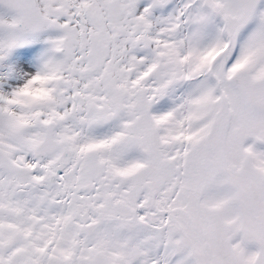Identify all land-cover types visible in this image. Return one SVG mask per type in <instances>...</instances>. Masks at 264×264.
Instances as JSON below:
<instances>
[{
	"label": "bare ground",
	"instance_id": "1",
	"mask_svg": "<svg viewBox=\"0 0 264 264\" xmlns=\"http://www.w3.org/2000/svg\"><path fill=\"white\" fill-rule=\"evenodd\" d=\"M77 1L75 3L78 4ZM39 2L48 11L68 12L67 9H62V0H39ZM15 3L16 0H0V82L1 80L6 81L7 89L4 95L6 96L5 106L8 108L7 110L1 108L0 99V203L10 211L18 210L19 217L15 224H13L12 218L10 221L5 216L0 219V264H54L52 260L51 263L44 262L45 258L53 257L59 262L61 255L78 256V264H86L91 259H94L96 264H122L124 261H128L130 264H210L207 236L197 228L198 226L203 227L206 222L203 208L199 205H197L201 213L199 221L189 214L186 200L180 201L181 208L172 213L168 212L176 229L179 228L180 231L177 237L166 245L160 244L161 237L146 220L130 228L122 218L98 222L90 214L83 216V211H78L79 201L83 202L87 196L98 195L94 190H81L80 188L92 187L93 182L98 180L96 176L92 175L100 172L106 165L103 159L98 158L97 161L78 170V162H74V159L78 160V103L81 105L84 116L97 112L99 107L105 109L107 113H113L114 116L118 109H128L134 113L130 116L131 119L136 121L143 110L140 103L143 93L139 92L136 99L134 95L136 86L133 84L132 76L129 77L128 73L121 74L118 71V74L116 72V75L111 77L114 94L109 97L96 78L93 80L88 73L84 74L83 70L89 68L84 62L78 61V40L73 43L69 42L58 50L57 55L60 59L57 66L54 65L51 68V71L58 73L57 78L52 79L51 76H47L44 81L43 76L35 73L30 67L27 68L26 73H23L26 64L18 62L15 50L18 47L31 46L30 43L34 39L28 34L35 28V25L23 20L18 22V19H15L13 15ZM72 3L73 0H69L68 6ZM104 3H106L105 10L109 4L111 9L114 7L113 10L116 12L115 5L118 4L115 0H104ZM107 15L105 14L106 18ZM160 17L157 19L160 24L154 30L156 29L161 34L162 32L171 35L178 33L180 20L175 23L172 13L160 14ZM123 22L126 23L124 20ZM124 23L120 21L116 13H110L106 23L110 29L106 31L107 34L103 40L106 42L104 48L109 54V58L111 54L116 59L120 60L121 58L118 63L109 64L127 70V61L133 60L127 54H121L116 50L119 48V44L123 43L119 34L129 29ZM184 26L188 27V34L183 44V51L188 52L192 67L188 72V68L183 67L186 71L178 75L176 67L170 60L173 48L171 49L166 43L168 39H174V37H160L159 42L157 41L160 47L157 51L160 57L156 59L158 61L156 65L159 64L157 81L151 79L150 86L145 88L144 93L149 95L148 92H151L152 97L155 96L152 113L157 120L164 122L161 128L172 130V133L174 131L177 138L174 140L176 149L182 145L181 138L185 136L191 143L193 140L199 144L205 154L214 157L220 163V154L222 155L223 152V155L226 156V149L230 150V144H224L225 134L228 138L234 133V130L231 123L227 128L226 123L230 119V113L225 104V95L219 89L225 101L224 134L221 135L222 113L220 109L218 110V94L203 75L208 71V68L210 70L213 59L225 46V40H229V38L225 25L226 39L222 38L220 35V28L223 27L222 22L208 13H185V22H181L180 30ZM129 34V32H125L124 38ZM244 38L245 33L238 44V57L242 52L240 50ZM88 39L91 40V37ZM23 52L27 53V50L23 48ZM209 58H212L210 62ZM62 61H64V65ZM134 63L141 72L148 71L152 67L151 62L146 68L143 67L146 64L144 61H135ZM97 66L101 67L102 65L97 64ZM207 73L209 75V72ZM188 74L194 75V78L187 77ZM211 76L214 77L212 73ZM252 76L253 85L250 84L248 88L250 95L245 93L242 86L237 90L243 99L246 98L244 102L242 101L244 110L250 116L264 120V113L260 105L257 104L259 100H264V80L259 72ZM209 79L212 82L210 76ZM18 83L20 87L28 88L30 86L37 89L36 92L29 90L31 96H35L29 107L31 125H26V117L22 118L24 109L19 103L22 98L20 96L17 98L20 87L18 86L17 92L12 89L13 85ZM51 85H57V87L52 90ZM118 86L120 89H124L123 97L117 94V91H120ZM25 88L24 90H27ZM243 91L245 95H243ZM25 92L29 94L28 91ZM128 92H133L131 99L135 101L124 98ZM139 98L141 100L138 101ZM39 113L45 115L46 121L51 120L54 123L53 135L52 130L44 127L37 128L34 125ZM226 128L228 136L227 132L225 133ZM40 131L45 134V149H42L40 145L42 141ZM83 134L87 137L89 131ZM23 137L31 141L30 143L25 140L22 143L28 144L32 148L34 160L45 165L48 161H57L58 159L59 170L56 171L58 177H50L48 181L58 180L67 186H77L78 190H63L59 187H52L53 185L39 187L41 185L38 180L23 174L20 166L13 162V158L16 156L15 147L21 146L20 142L23 141ZM12 138L13 141H11ZM237 146L243 149L246 157L253 162L252 172L262 182L264 190V169L261 166V163L264 162V144L260 145L253 140L248 141L242 138ZM62 159H66V161L62 163ZM146 161L147 159L143 160V167L147 165ZM180 164L181 157L176 156L173 172H162L160 177L154 172L141 170L134 171L129 176L145 185L146 189L142 188L141 190L145 192L148 202L152 201L153 204L159 194L158 191L163 190V187L178 192V185H186V177L181 175L185 172L181 170ZM85 168L89 173L85 171ZM226 175H230L231 178ZM108 176V179H113L109 181L112 184H117L118 179L126 177ZM187 177L193 183L190 187L193 190L191 196L194 198L195 204L201 201L206 212H209V208H213L224 222L223 227L228 231L234 245L236 264H264V228L261 224L264 225V218L261 222L254 220L255 209L260 203L253 200L249 188H244L236 180L239 176L234 172L222 170L218 175H215V178H210L208 175H206L208 178H202L200 175L192 173ZM5 179H9L8 188L1 186ZM14 183L16 185H13ZM126 185L130 184L126 182ZM34 187L38 188L33 190L32 196L23 193L19 198L12 197L17 201H11L9 198L10 189L18 195L21 191ZM4 194L5 196L2 197ZM238 201L242 205L239 206ZM61 207L63 209H60ZM177 240H184L189 250L183 251L179 245L177 246ZM179 247L180 250L176 252Z\"/></svg>",
	"mask_w": 264,
	"mask_h": 264
},
{
	"label": "flooded vegetation",
	"instance_id": "2",
	"mask_svg": "<svg viewBox=\"0 0 264 264\" xmlns=\"http://www.w3.org/2000/svg\"><path fill=\"white\" fill-rule=\"evenodd\" d=\"M104 1V0H103ZM124 1V0H121ZM156 1L157 4L152 6L151 2ZM208 1H211L210 4ZM82 2V9L81 11H91L90 9H93L92 7H86L84 5V0H81ZM123 4V3H119ZM205 4V5H204ZM215 4V5H214ZM95 5V4H94ZM133 5V8H130L129 6ZM205 6L208 9H205ZM107 11L110 10L111 13H116L121 10H126L127 12H134L133 16L137 19V22H130L123 18V20L126 23L133 24L135 29L128 31H123L121 34H119V37L122 39L123 43L119 44V49H124L125 46L128 44H132L133 41L136 38H148L150 41V49L149 54L140 56L137 53H134V57L130 53H125L128 56L131 57V59L135 61H145L149 60V62H152L155 58V52L152 50L153 47V34L157 32V30L154 28L159 26V21L157 19L161 18L160 15H152V14H168L172 13L175 18V23L180 20L182 23L185 22V13H208L209 15H212L216 17L218 20L222 22V31L223 36L224 34V25L225 20L224 16L220 12L219 6L216 5V3L213 0H126V5H115V10L111 9L109 4L106 6ZM209 9L213 12V14L209 13ZM124 12V11H123ZM147 12L149 14H147ZM110 13H108L106 20L104 21L107 23L109 19ZM183 19V21H182ZM139 20V21H138ZM146 24H142V23ZM175 25V24H174ZM128 26V25H126ZM141 26V27H140ZM129 27V26H128ZM137 27V28H136ZM145 27V28H144ZM148 27V28H146ZM130 28V27H129ZM187 26H184L182 30H180L178 33L181 34V40L183 41L182 44L181 41L177 43V46L182 47V49H178L179 51L183 52L180 54L182 57L186 56L185 60L182 61L180 58H176V54L172 51V55L170 57V60L172 64L176 67L177 74L180 75L185 69L183 67H186L187 62L190 60L189 55L184 54L183 51V44L185 42V39L188 34ZM143 29L149 30V31H142ZM134 30H138L137 32H131ZM175 30V26H174ZM129 32L130 34L124 38V33ZM176 32V30H175ZM132 33V34H131ZM153 33V34H152ZM130 36V37H129ZM132 36V37H131ZM85 39V41H84ZM152 39V40H151ZM102 39L95 38L92 40H87L82 32H80L78 37V44L81 43L85 48L86 55L91 54L92 48L97 47V45L102 44ZM172 41H175L173 39H168L166 41L167 45L170 44ZM101 42V43H100ZM105 45V44H103ZM106 46V45H105ZM174 45L172 46L174 50ZM148 58V59H147ZM117 59L114 55H110L109 59H103V58H91L87 59V57H83L82 51L79 53L78 50V61L84 62L89 69H84V74L88 73L90 77L94 80L96 78L97 82L103 87L104 92H107V94L110 96H113L114 88L112 84L111 77H114V75L118 74L120 71L121 74L128 73L129 77L132 76L133 78V84L136 86L134 90V95L136 99L139 96V92L143 93L141 99L148 98V101L143 100L148 103V109L146 106L142 104V111L141 116L136 118V121H133L131 119V115L134 113L131 110L128 109H118L115 111V116L113 113H107V111L101 107H99V110L94 113H90V115L84 116L81 111V105L78 103V170L82 167L88 165L89 163H92L93 161H97L98 158L103 159L106 163V165L103 167V169L98 172L94 173L92 176H96L98 179L97 181L93 182L92 189L97 192L98 195L94 196H87L83 202L79 201L78 204H82V207H85L83 210L80 206H78V211H83L82 215L90 214L95 220L98 222H104L109 221L111 219L115 218H122L123 222L127 223L128 227L131 228L135 227L136 224L142 223V221L146 220L147 223L151 224L152 227L155 229V231L159 234L160 238V244L166 245L172 240L173 238L177 237L180 229L175 227L174 223L173 226L175 227L177 233L174 235H171L169 238L165 236V234L158 230V226L163 225L165 226L166 221L164 219L168 217L171 219L168 215L169 213L174 212L175 210H178L180 207V201L185 200V198L179 194V192H174L171 188H165L163 187V190L158 191V196L156 197L155 201H149L147 200V197L145 195V192L143 189H146L145 185L141 182L133 180L129 175L132 174L134 171H141L145 170L144 172H154L156 174H159L161 177L162 172H173L175 170V158L176 156L181 157L180 155L183 153V149L187 151H191L190 148H188V145H179V147L176 149L174 140H176L175 133L172 130H165L164 128H161L164 122L157 120L154 117V114L152 113V108L155 104V97H152L151 92H148L151 96L145 97V87H143V80L140 76V70L139 67L133 62V61H127L128 68L127 70H122L117 66H114L113 68L110 66L109 63H115ZM156 60V59H155ZM212 60V58L209 59V62ZM121 61L118 60V62ZM116 62V63H118ZM158 62V61H157ZM156 63H151L152 67L148 71H143L144 73V80L149 81L151 79H154L155 82L157 81V72H158V65ZM97 64L102 65L101 67L97 66ZM107 65V66H106ZM109 66V67H108ZM114 72H113V71ZM137 70V71H136ZM132 71V72H131ZM117 72V73H116ZM131 72V73H130ZM116 73V74H115ZM120 74V75H121ZM88 76V77H89ZM159 85V84H157ZM149 87V86H148ZM159 88V87H158ZM157 88V89H158ZM118 89L120 91H117L118 95H121L123 97L124 89H120L118 86ZM79 91V90H78ZM28 94V93H27ZM133 92H128L126 96H124L125 99L130 100L132 97ZM40 98L38 97V100ZM34 101V99H33ZM31 100V102L33 103ZM131 101H135L131 99ZM27 102L26 99L19 100V103L22 104L24 111L22 112V118L26 117V125H31V117L29 112L30 103ZM150 105V106H149ZM148 110V111H147ZM146 111L148 114L152 117L153 123H154V129L155 131H152L150 133L149 129L147 128V122H146ZM165 112V111H164ZM81 114V115H79ZM112 114V115H111ZM41 117V118H39ZM28 118V119H27ZM125 120V121H124ZM46 121L45 115L43 113L38 114L37 121L34 123V125L37 128H42V124ZM149 126V125H148ZM152 126V127H153ZM133 129V130H132ZM148 129V130H147ZM89 131V139L86 140V136L83 134L84 132ZM41 132V131H40ZM42 134L41 132V140H42ZM45 137V136H44ZM44 139L40 142L41 148L45 149L44 145ZM83 139V140H81ZM25 140L31 141L28 138L23 137V141H21L20 147L16 148V156L13 158V162L17 164V166H20L23 174L29 177H35V176H42L45 175V172H40V167L49 168L51 170L57 171L59 170V162L57 161H48L45 165H42L39 161L33 159L32 154V148L27 144L24 145ZM83 141V142H82ZM82 142V143H81ZM220 143V141H219ZM225 144V143H224ZM187 146V147H186ZM54 148V147H53ZM89 153L92 154V157H89ZM226 156L220 154L221 161L219 163V168L221 166V170L217 172V175L220 171L224 170V172L227 170L229 172L236 173L239 177L236 178L238 182H240L244 188H249V192L251 191L252 198L255 202L260 203V205L255 209V217L254 220L257 222H261L262 218H264V190L262 189V183L261 181H256L258 183V187H255L253 184L247 181L246 174L236 170L235 168L227 165L226 161L224 160ZM213 158L214 157H210ZM147 159V165L145 167L142 166L143 160ZM216 160V159H215ZM186 164V165H185ZM187 162L186 158L181 157V170L185 173H182L181 175L186 177L185 186H192V182L189 180L187 176L190 175V172L187 171ZM218 168V169H219ZM108 175H117V176H126L124 177L125 180L122 182H118L120 185H122V188H128L135 187L136 185V191L134 192V201L132 203H128L126 201L120 202V196L116 197V195L112 194L110 192V189L107 186H112L113 184L110 183V180L108 179ZM91 176V175H90ZM228 178H231L230 175H226ZM256 177L255 175H253ZM210 178H215L209 176ZM50 178V177H48ZM126 182L130 185H126ZM164 184V183H163ZM96 187H95V186ZM52 187H55L53 185ZM106 188L105 190H103ZM191 188V187H190ZM141 192H140V191ZM170 191L173 193L171 194V198L169 197V194L167 191ZM193 192V190H192ZM170 200H173L171 203ZM11 201H17L14 198H10ZM118 205L120 203L125 204V211L123 209H119L116 207H112L111 205ZM146 203V205L150 206V210L155 211L157 214H150L153 218H149L146 215V212H143L141 207H143V204ZM238 205H242L240 201H238ZM105 215H102L99 210L105 209ZM188 210V206H187ZM127 213V214H126ZM132 216L134 219L137 218L139 221L136 222H128L126 221L125 216ZM5 218H7L10 221L11 216L4 215ZM193 217V216H192ZM195 220L199 221V218L193 217ZM136 220V219H135ZM172 220V219H171ZM13 221V218H12ZM173 221V220H172ZM263 228L264 225L261 223ZM264 232V231H263ZM148 255V252L146 253ZM61 260L58 262L55 258L49 257L45 258L46 260L44 262H50L53 261L54 264H78V256L72 255V256H65L61 255ZM150 257V256H148ZM151 258V257H150ZM86 264H96L94 259H91L90 262L87 261ZM122 264H130L128 261H124Z\"/></svg>",
	"mask_w": 264,
	"mask_h": 264
},
{
	"label": "rangeland",
	"instance_id": "3",
	"mask_svg": "<svg viewBox=\"0 0 264 264\" xmlns=\"http://www.w3.org/2000/svg\"><path fill=\"white\" fill-rule=\"evenodd\" d=\"M213 1L216 3V5L219 6L220 12L225 18V23H226L225 28H226V32H227L229 40L224 37V39H226L224 43L225 46L215 56V58L212 61L213 64L211 65V68H210L211 73L214 76V79L216 81V86H214V84L210 81L209 75L207 73L208 71H206L203 76L206 79V81L209 84H211L212 88L218 94V98H219L218 110L220 109V112L222 113L221 114V121H222V134L221 135L224 134V129H223L224 102L222 100V97L218 89H220L222 93H224L225 100H226L225 104L227 106L228 112L230 113V115L228 114L230 119L226 123V125L228 128V126L231 123V127L234 130V133L228 136V129L226 128L225 133L227 132L228 138H226V134H225V145L230 144V148H229L230 150L227 151L226 149V152H225L226 157L224 158V160L226 161L227 165L235 168L236 170H239L245 173L247 177V181L253 184L255 187H258L257 181H259V179H257L256 181V177L253 176L254 172H252L254 164L253 162L249 160V158L246 157L245 151L241 149L240 147H238L237 145L240 143V140L242 138H245L248 141L253 140L256 143L263 145L264 144V140H263L264 139V120H258L257 118L250 116L244 110L242 101L244 102L246 98L245 99L242 98L241 93H238L239 91L237 90V88L242 86V88H244L245 93L247 95H250L248 88L250 87V84L253 85L252 75L253 74L255 75L257 72H259L261 77L264 80V0H213ZM208 2L210 4L211 1H208ZM67 5H69V0L67 1ZM205 9L208 12V9L206 6H205ZM209 11H210L209 13L213 14V12L210 9ZM131 17H133V19L135 18L133 15ZM142 24L144 25L146 23L144 22ZM178 24L180 25L178 29V32H179L181 29V22L179 21ZM127 25H129V27L134 26L133 24H129V23H127ZM129 30H132V29L129 28ZM244 33H245V38H244L243 46L240 50V52L241 51L242 52L240 56L238 57V52H237L238 44ZM158 35H159V38H156V36L158 37ZM158 35L153 34V44L155 41V47L153 50L155 52V58L151 63H156L157 61L155 59L160 57L157 53V51L160 48L158 46V42L160 40V37H163V36L169 37V38L174 37L173 40L175 41H172L171 42L172 44L170 43L169 47L172 49L171 46L174 45L175 47H174V50L172 49V51L174 52V54H176L175 57L180 58L182 61L185 60L186 56L182 57L180 54H182L183 52L178 50V49H182L181 45L177 46V43H179L180 41H181L180 44L183 43V41L181 40L180 33L172 34V35L166 34V33L164 34L158 33ZM220 35L223 36L222 27L220 28ZM105 43H106L105 41H102V45ZM57 54H58V51H57ZM184 54L188 55V52ZM144 62L146 64H144L143 67L144 68L148 67L149 60H145ZM191 63L192 61L189 60L186 64V67L188 68L187 72L189 71V68L192 67V65H190ZM65 64L67 63L65 62ZM63 65H64V62H63ZM110 66L112 68L114 67L112 64ZM143 73L144 72L140 71V74L138 76L142 78L144 82L143 87L146 88L150 86V82L144 80L143 77L145 73L144 74ZM193 76L191 74L187 75V77L194 78ZM244 91H243V95H245ZM146 96H151V95L145 94V97ZM139 100L141 99L139 98L138 101ZM143 100L148 101V98L146 97V99H142V101L140 102L141 106L144 103L143 106L145 105L146 108L148 109V105H146V103L148 102L145 103V101ZM257 104L260 105L264 113V100L263 99L259 100ZM147 111H146V114H147L146 122L149 125V126L147 125V128L149 129L151 133L152 131H155L154 129L155 127L153 126L154 125L153 119L148 114ZM218 115H219V112H218ZM181 139L183 141L182 145L184 144L188 145L189 146L188 148L191 149V151H187L183 149L182 150L183 153L180 155L181 157L186 158V162L188 164L186 166L187 171H189L190 173L194 175H200L202 178L204 177L208 178L206 177V175L211 176V177H214L215 175H217V172L221 170V166L219 168L218 160L209 158V156L202 151L199 144L195 143L193 140L191 143V141L185 136H183ZM88 156L92 157V154L89 153ZM220 161H221V158H220ZM74 162L76 163L78 162V160L74 159ZM261 166L264 169V162L261 163ZM87 170L88 169L85 168V171ZM39 171L43 172L42 167L39 168ZM87 173H89V171H87ZM13 185H16V184L14 183ZM1 186L2 188H5L3 184ZM55 187L61 188V186H55ZM107 187L110 189V192L112 194L116 195V197L120 196V199H119L120 202L126 201L128 203H132V199L134 198L133 191L137 190L135 187H131L130 189L128 188L123 189L122 185H120L118 182L117 184H113L112 186H107ZM167 192L169 194V197L171 196V194H173L171 190L170 191L168 190ZM178 192L188 202L187 206H188L189 214L192 215L193 217H196V218L198 217L199 219H201V213L198 210L197 205L203 208V212L206 218L205 225L203 226L204 229L201 226H198L197 228L202 233H205L207 236V240L209 244L210 264H236L235 253L233 251L234 245L230 240V235L228 231L223 227L224 222L220 219L218 212L215 211L213 208H209V212H206V209L204 208V205L203 203H201V201L195 204L194 198L191 196L193 192L189 186L178 185ZM3 196H5V194L2 195V197ZM6 196L8 197V195ZM129 197L131 200L129 199ZM169 201L171 203L173 202V200H170V199ZM78 206H80L82 210L85 208V207H82L83 206L82 204H78ZM111 206L119 208V209H123L124 211L126 207L124 203H120L118 205L112 204ZM60 209H63V208L61 207ZM141 209L143 210V212H146L147 216L150 214H153V216L154 214H157L155 213V211L150 210L151 209L150 206L149 205L147 206L146 203L143 204V207H141ZM104 210H106V208L99 210V212L102 215L106 216V213ZM148 217L153 218L151 215ZM125 218H126V221L128 222H136V223L139 222L137 218H135L136 219L135 220L130 215L125 216ZM164 221H166L165 226L162 227L163 225H161V226H158L157 228L159 231L163 232L166 237L169 238L171 235L176 234L177 231L175 227L173 226V221L171 219L166 217ZM178 245L181 247L183 251L189 250L187 245H185L184 240H180V241L177 240V246ZM180 247L179 249L177 248L178 250H176V252L180 250Z\"/></svg>",
	"mask_w": 264,
	"mask_h": 264
},
{
	"label": "water",
	"instance_id": "4",
	"mask_svg": "<svg viewBox=\"0 0 264 264\" xmlns=\"http://www.w3.org/2000/svg\"><path fill=\"white\" fill-rule=\"evenodd\" d=\"M76 1L77 0H73V3L70 6H68L67 0H62V3H63L62 9H67L68 12L66 11L59 12L58 10L57 11L46 10L45 7L42 6V3L39 2V0H16L15 5L13 6V10H15L13 12L15 19L17 18L18 22L20 20H23V21H27L35 25L34 26L35 28L32 29V31L28 34V36L32 37L34 41L30 43L31 46L27 48L23 47L25 50H27V53L23 52V48L21 47H18L15 50L17 58H18V62L20 64H26L25 68H23V73H26L27 68L30 67L35 71V73L42 75L44 78V81L47 76H51L52 79H55L57 78L58 73H54V71H51V68H53L54 65L57 66V62L60 59L59 56L57 55V51L60 48L65 47L66 44L69 42L73 43L74 41L78 40L80 32L84 34V36L87 38L88 41L90 40L88 39L89 37H91V40L95 38L102 39L107 34L106 31L109 30L110 28H108L104 19L106 20L105 14L111 13V11L110 10L107 11L104 9V6L106 3H104L103 0H84V5L86 7L90 8L94 6V8L90 9L91 11H81L82 6H83L82 2L77 1L78 2L77 4L75 3ZM115 1H116V4L120 6L124 4L126 5V0L124 1L115 0ZM119 3H123V4H119ZM156 4H157L156 1L151 2L152 6ZM129 7L133 8V5H130ZM133 13L134 12H127L126 10H121L119 12H116V16L120 19L122 23H124L123 18L130 22L132 21L137 22L136 18L133 19V17H131ZM147 14L149 13L147 12ZM152 15L157 16V15H160V13L152 14ZM124 24L127 25V23H124ZM130 28L135 29L132 26H130ZM158 33L160 32H156L155 35H158ZM162 34H164V32H162ZM160 44H162V42H160ZM104 47L105 45H102V44L98 45L97 47H93L91 49L92 50L91 54L86 55L85 50L87 48H85L83 44L81 43L78 44L79 53L82 51L83 57H87V59L91 58V56L93 58L97 57V58L109 59V54L106 52V49ZM154 47H155V41H154L152 50H154ZM149 49H150V41L148 38H142V39L136 38L132 44H128L122 50H120L119 48H116V50H118L121 54L130 53L133 57H134V53H137L140 56L144 55L145 57V55L149 54L148 52ZM118 60L119 59H117L115 63L118 62ZM208 72H209V76L213 84L216 86L215 79H213L214 77L212 78L209 68H208ZM21 78H22V75H21ZM16 80H18L17 77H16ZM0 83H1L0 99H1V106H2L1 108H3L4 110H7L8 108L5 106L6 96L4 95L5 90L7 89L6 81L1 80ZM12 84L13 82L11 81V85ZM18 86H19V83L13 85L12 89L14 90V92H17ZM55 87H57V85L50 86L52 90ZM24 88L25 86H21L19 89L18 95L17 93H14V94L17 95V98L20 96L21 98H23V100L26 99L27 102H31V100L35 99V96H31L29 90L32 92H36V90L31 87L25 88L27 90H24ZM25 91H28L29 94H26ZM218 91L220 92L219 89ZM220 95L222 97L223 102L225 103L224 96L221 92H220ZM42 126L44 128L50 129V131L52 130V135H53L55 125L51 120L45 121L42 124ZM44 136L45 134H42V140ZM6 139L8 140L7 137ZM11 141H13V138ZM65 161L66 159L65 160L62 159V163ZM42 171L45 172L46 174L39 176V177H34L36 180L40 182L39 184L41 186L39 187H43L45 185H55V186H61V189L63 190H67V189L78 190L77 186H67L63 182H60L58 180L48 181V177H53V178L58 177L56 171L51 170L49 168H45V167H42ZM123 180H125V178L118 179V182L120 183ZM3 185L5 188H8L9 179L7 180L5 179V182ZM37 188L38 187L27 188L26 190L21 191V193L18 195L14 194L12 190L10 189L9 198H12V197L19 198L20 195L23 193L32 196L34 194L33 190H36ZM80 189L90 190L92 189V187H82ZM6 214H9V216L13 218L14 224L15 222L17 223V220L19 217L18 210L10 211L6 206L0 203V219H2V217ZM11 236H13L12 233H11Z\"/></svg>",
	"mask_w": 264,
	"mask_h": 264
}]
</instances>
